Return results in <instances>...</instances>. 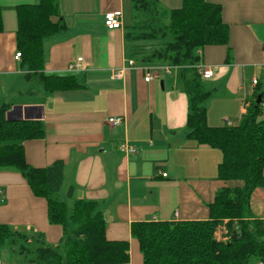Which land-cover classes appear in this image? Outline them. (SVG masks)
<instances>
[{
  "label": "crops",
  "instance_id": "obj_1",
  "mask_svg": "<svg viewBox=\"0 0 264 264\" xmlns=\"http://www.w3.org/2000/svg\"><path fill=\"white\" fill-rule=\"evenodd\" d=\"M38 1L0 0V106L11 105L9 121L43 123L45 136L24 143L27 163L44 169L63 161L61 192L73 188L74 200L97 202L107 221V240L127 242L128 264H144L132 225L207 220L208 206L223 186L217 180L221 152L187 138L189 106L179 69L167 74L166 66L131 58L135 43L124 38L134 22V15L129 25L125 17L130 0H59L68 27L45 40L43 75L74 77L81 87L48 93L38 79H28L29 70L15 59L16 8ZM155 1L165 12L182 6V0ZM207 1L222 7L229 29L227 46H207L200 54V65L215 71L207 80L214 89L206 103L207 121L221 128L225 119L231 125L240 122L247 112L244 100L249 108L257 84L264 81V0ZM118 11L122 28L107 29L106 13ZM129 60L135 67L120 80L111 79ZM148 73L154 76L149 83L144 78ZM112 117L120 118V125L109 124ZM123 143L133 145L136 154H122ZM251 209L264 220V189L253 193ZM226 223L219 227V236L227 233ZM0 224L41 234L48 245H58L63 237L62 228L49 223L47 200L36 196L13 169L0 170ZM0 264L24 263L5 246L0 248Z\"/></svg>",
  "mask_w": 264,
  "mask_h": 264
},
{
  "label": "trees",
  "instance_id": "obj_2",
  "mask_svg": "<svg viewBox=\"0 0 264 264\" xmlns=\"http://www.w3.org/2000/svg\"><path fill=\"white\" fill-rule=\"evenodd\" d=\"M130 1L134 22L124 38L135 43L131 58L144 65L179 68L181 90L189 106L187 138L222 155L217 180L223 186L208 206L207 220L132 225L144 264H264V220L251 209L253 193L264 189V81L257 84L253 102L237 125L209 126L206 103L214 89L201 77L198 67L205 47L229 44L222 7L207 0H182L180 8L165 12L155 0ZM58 3L39 0L16 8L15 42L21 63L30 72L27 78L38 79L48 93L81 87L74 77L43 75L45 40L68 27L61 19ZM2 28L0 8V31ZM146 42L156 43L155 48L141 44ZM10 107L0 106V170L18 171L33 193L47 200L49 223L60 226L63 237L58 245H48L41 234L30 235L0 224V248L10 246L15 258L24 264H128L129 245L107 240V221L97 202L74 200L73 188L67 192V202L59 199L64 162L44 169L27 163L24 143L43 138L45 127L41 121L7 120ZM230 182L242 184L230 187ZM225 221L231 233L241 227L243 239L217 241L215 231Z\"/></svg>",
  "mask_w": 264,
  "mask_h": 264
},
{
  "label": "built area",
  "instance_id": "obj_3",
  "mask_svg": "<svg viewBox=\"0 0 264 264\" xmlns=\"http://www.w3.org/2000/svg\"><path fill=\"white\" fill-rule=\"evenodd\" d=\"M122 17H123L122 11L121 12L118 11V12H108V13H106L105 20H104L105 27L107 29H109V30H120L122 28ZM15 59L16 60H20L21 59V53L18 52L15 55ZM126 65H127V67L121 68L118 71H115V73H113V76H112L111 79L120 80L123 77V74L125 73V71L128 68H130V67H135L136 64H135V61L129 60ZM198 68H199V73H200L201 77L204 80L206 79V81L213 79V77L215 76V71H214L213 68L203 67L201 65ZM173 69H179V68L169 67V66H166V67L163 68V70L167 74H170ZM144 78H145V81L147 83H149V82L153 81L154 76L151 73H148L146 75V77H144ZM243 106H244V110L247 111L248 108L245 105V100H244V105ZM121 121L122 120L120 118H114V117L108 119V123L113 125V126L120 125ZM225 123L227 125H231L230 121L228 119H225ZM119 149H120V152L122 154L127 155V156L134 155L137 152V149L133 145H131L129 143L121 144ZM163 176L167 177V174H164Z\"/></svg>",
  "mask_w": 264,
  "mask_h": 264
},
{
  "label": "rangeland",
  "instance_id": "obj_4",
  "mask_svg": "<svg viewBox=\"0 0 264 264\" xmlns=\"http://www.w3.org/2000/svg\"><path fill=\"white\" fill-rule=\"evenodd\" d=\"M128 1V0H127ZM125 11V17H126V22H127V24L129 25V24H132V22H133V15H134V13H133V10H132V8H131V4H130V2L128 1L127 2V4H126V9L124 10ZM142 45H144V46H146V47H150V48H155V46H156V43H148V42H146V43H141ZM158 44V43H157ZM174 72V75H177V73L175 72V71H173ZM33 79H36V78H33ZM65 191V187H64V189L62 190V192L59 194V199L60 200H62V201H64V202H66L65 200H66V193L64 192ZM221 226V225H220ZM220 226H218V228L216 229V231H215V239L217 240V241H219V242H223V243H228L229 242V240H230V237H231V235H232V233H231V231H229V230H227V233L225 234V236H223L222 234L219 236L218 235V233H219V227Z\"/></svg>",
  "mask_w": 264,
  "mask_h": 264
},
{
  "label": "water",
  "instance_id": "obj_5",
  "mask_svg": "<svg viewBox=\"0 0 264 264\" xmlns=\"http://www.w3.org/2000/svg\"><path fill=\"white\" fill-rule=\"evenodd\" d=\"M260 101H261V96L258 97L257 104H260ZM243 237H244L243 229L237 226L235 230L232 232L231 240L236 242L243 239Z\"/></svg>",
  "mask_w": 264,
  "mask_h": 264
}]
</instances>
